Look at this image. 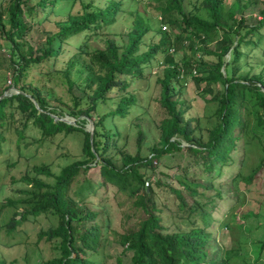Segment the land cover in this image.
I'll use <instances>...</instances> for the list:
<instances>
[{
	"label": "trees",
	"instance_id": "obj_1",
	"mask_svg": "<svg viewBox=\"0 0 264 264\" xmlns=\"http://www.w3.org/2000/svg\"><path fill=\"white\" fill-rule=\"evenodd\" d=\"M152 1L156 4L153 9L159 18L156 22L180 33V36L173 35L174 44L180 43L181 35H185L184 40L187 41L192 58L190 62L184 61L177 68L170 64L167 54L163 55L162 73L156 81L159 84L158 100L165 109V117L158 123L157 145L150 148L149 155H140L141 133L138 131L137 150L132 155L122 153L120 167L112 163L107 152L110 144L114 146L111 137L116 133L111 134L105 130L102 122L106 116L124 117L129 108L135 106L132 84L137 79L147 77L142 74L143 68L156 54L162 53L163 46L168 43L167 33L159 28L153 29L148 19L133 12L131 26L125 33L122 46L116 45L112 39H106L100 49L87 48L85 41L81 42L67 57L65 65L56 71L59 82L65 85L64 91L71 108L59 98L56 99L62 105L50 107L46 95L40 92L39 87L23 83L29 66L55 59L62 52V44L70 36L83 31L95 35L102 27L111 25L120 10V2L109 0L103 8L94 7L90 3L83 4L79 14L67 15L66 23L45 36L44 45L36 48L22 38L27 29L23 14L27 12L33 16L37 10L32 6H26L23 10V0H6L5 4L0 3V36L9 49L13 72L12 83L9 80L8 85H3L0 95L8 91L10 86L19 90V93L0 97V152L6 141L4 134L12 128L11 122L14 121L19 124V127L17 125L12 128L16 135L15 146H18L23 130L29 125L39 131L41 138H51L56 134L72 131L81 135L80 158L63 166L55 176L53 185L27 175L20 178L29 185V189L21 191L25 197L20 198L19 202L31 206L13 213L5 223L7 229L12 231L28 215L50 212L57 217L56 226L39 230L36 234L37 239L56 242L54 246L57 253L43 264L95 263L92 257L98 254L105 241L103 228L99 212L86 207L84 197L79 196L81 189H91V183L85 176L81 179L79 176L94 166H97L98 185L113 186L114 193L119 198L118 205L124 207L120 216L122 230L117 232V241L122 251L130 253L128 264H227L228 258L222 255L216 244L210 258H207L206 247L210 234L205 228L209 225L210 211L202 210L204 204L195 199V196L202 194L196 190L201 186L197 181L187 179L184 175L178 180L192 203L185 200L178 188L167 185L178 201L174 214L181 220L185 218L182 222L190 221L186 229L167 230L162 224L160 210L153 199V185L158 186L162 182L155 179L151 185L145 182L147 175L144 173L146 169H154L152 162L160 156L172 151H186L200 161L206 171H210L218 164L227 163L237 147V141L254 139L260 147V155L254 167L242 179L246 185L256 182L264 184V92L261 90L264 89V0H200L188 11L183 10L182 0ZM54 2L55 0H39L36 5L43 8ZM259 4L257 13L252 16L248 12L249 8ZM148 32L158 36L156 42H152L150 38L148 43H143L141 38ZM213 41L215 47L207 52L205 47ZM142 43L146 48L139 51ZM200 49L202 53L211 54L215 60L209 64L204 62L197 54ZM226 53L228 56L224 59ZM252 56L257 59L259 71L237 75L242 66L248 65L246 59ZM195 64L200 69L191 79L197 87L200 83L203 84L200 91L211 92L212 85L220 87L213 90L211 98L217 104L215 112L218 120L208 130L204 141L194 135L191 119H183V111L180 109L182 101L177 99L179 89L176 82L180 71ZM3 75L0 72L2 82ZM112 98H117L112 110L102 114L96 112L99 105ZM62 113L73 117L74 124L50 115L60 117ZM15 114L18 115V120L13 118ZM91 117L96 118L91 120L93 129L89 140V133L83 129V125ZM177 138L188 145L181 147ZM33 171L37 174L49 173L40 166L33 167ZM75 181L80 182L71 196L70 186ZM204 187L206 186L202 185ZM214 196L220 197V191L216 190ZM209 201L210 199L207 200ZM8 203L15 205L16 200H9ZM212 203L213 201L211 205ZM176 211L182 212L181 215ZM192 217L198 218L200 224L195 223ZM263 247L264 240H261L257 243L258 254ZM0 264H5L2 258ZM115 264H121L119 256Z\"/></svg>",
	"mask_w": 264,
	"mask_h": 264
},
{
	"label": "rangeland",
	"instance_id": "obj_2",
	"mask_svg": "<svg viewBox=\"0 0 264 264\" xmlns=\"http://www.w3.org/2000/svg\"><path fill=\"white\" fill-rule=\"evenodd\" d=\"M6 0H0L5 4ZM22 9L32 6L36 11L33 16L25 12L23 20L27 24V29L23 34L22 40L33 46V48L44 45L45 36L56 31L62 24L66 23L67 15H76L81 12L83 4L90 3L94 7L103 8L109 0H55L53 5L47 4L45 7H38L39 0H23ZM46 1V0H45ZM119 1V12L114 17V22L108 27H102L95 35L89 31L70 36L62 44V52L55 59L39 64L30 65L23 83H31L39 87L40 92L46 95L49 106L57 107L56 98L63 100L68 108L70 102L65 94V85L60 83V78L56 71L65 65L67 57L74 52L76 46L85 41L87 48H103L106 39H112L116 45L122 46L125 42V33L131 26L133 12L141 14L143 19H148L153 29L159 28L160 31L167 33L168 43L163 46L162 53H158L143 68L142 74L146 78L137 79L132 84L135 96V106L130 107L126 116H106L102 122L105 130L112 135L113 144L108 147L107 152L112 163L116 167L121 166L120 156L122 153L134 154L137 150V132L140 131L139 153L142 156L149 155L150 148L157 145L159 139L158 123L165 117V109L159 104V84L156 81L161 76L162 66L164 65L163 55L167 54L170 64L179 68L184 61L192 58L187 48L185 35L182 36L180 43H175L173 35L180 33L176 29H171L163 23H157L158 14L153 9L156 5L152 0H114ZM200 0H182L184 11H188L199 3ZM257 7H250L249 13L254 16ZM39 10V11H38ZM259 18V17H257ZM165 28H164V27ZM150 38L156 42L157 35L146 33L141 39L143 43H148ZM173 41V44H172ZM4 40L0 36V72L3 73V82L0 78V90L3 85H8L13 74L10 61L9 49L3 44ZM139 46V51L145 50V45ZM55 45V42H54ZM215 47L214 41L205 47L207 52ZM197 51L199 58L206 63L215 60L211 54ZM228 54L224 55L227 59ZM248 65H244L237 72L238 74H253L259 71L254 56L248 57ZM200 67L196 64L192 67H185L180 71L176 86L179 89L177 99L182 101L180 109L183 111V119H191V126L194 127V135L203 141L207 138L208 130L217 123V104L212 100L213 90L217 86H211V92L200 91L203 84L197 87L191 76H196ZM222 70V67H221ZM47 72V74H44ZM73 78V74H71ZM21 84V82H19ZM220 88V87H219ZM218 88V89H219ZM73 92L77 91L72 88ZM19 93L16 87L10 86L4 93ZM3 93V92H2ZM175 98V96L173 97ZM117 98H112L106 103L99 105L96 112L99 114L112 110L115 107ZM66 107V106H65ZM55 119L69 121L74 124L75 119L62 113L60 117L50 114ZM81 117V116H80ZM14 119L18 120L15 114ZM88 118V120H92ZM87 120L83 127H88ZM92 122V121H91ZM11 127H19L17 121L11 122ZM10 128L5 132V143L0 152V258L5 264H43L57 253L54 246L55 241H44L37 239L36 234L39 230L53 228L57 224V217L50 212H43L36 216L28 215L20 225L14 230L9 231L5 225L7 220L15 212L29 208L31 205H23L19 202L20 198L25 197L22 190L29 189L20 178L23 175L33 177L39 181L53 185L55 176L66 164L80 158L81 154V135L77 131L70 133H59L51 138H41L39 131L29 125L23 130V137L15 146V133ZM176 138V137H175ZM172 139V138H171ZM179 141L181 147L188 145L187 142ZM111 142V141H110ZM236 149L231 153L230 159L225 164L216 165L210 171H206L200 161L194 159L186 151H172L160 156L153 161L154 169L144 170L147 178L145 182L153 184L158 179L161 185H153V199L156 207L160 210L162 224L167 230L186 229L190 221L179 218L175 213L177 208L176 199L169 191L167 185L178 188L185 200L189 203L191 199L185 194V190L180 184L181 177L197 181L201 186L197 187V192L201 195L195 199L201 201L204 206L202 210L210 211L209 225L205 228L210 234L209 244L207 245L208 257L215 244L219 247L222 255L228 260L227 264H264V247L257 252V243L264 240V184L259 182L246 185L242 177L248 174L254 167L260 147L253 139H244L243 142L237 141ZM44 167L48 170V175L35 173L33 167ZM83 175V176H82ZM79 179L85 178L91 183V189H81L79 196L84 197V204L91 210L99 212V221L103 228L104 243L99 248L98 254L93 256L94 264H115L117 256L121 258V264H128L130 253L122 251V247L117 241V232L122 230L120 216L122 210L118 205L119 198L114 193V187L107 185L101 187L97 183V166L82 173ZM179 180V181H178ZM80 181L71 184L70 195L77 188ZM144 182V186L146 183ZM85 185L87 182H83ZM203 186H206L202 188ZM220 191V197L214 198L215 191ZM210 199L209 202L207 200ZM9 200H16L15 205L8 203ZM213 201L212 205L211 202ZM123 205V204H122ZM213 206V207H212ZM178 212V211H176ZM180 215L181 213L178 212ZM18 216H16V219ZM195 223L200 224L198 218L192 217ZM203 225V223H201ZM216 241V242H214ZM255 256L257 259H254Z\"/></svg>",
	"mask_w": 264,
	"mask_h": 264
},
{
	"label": "water",
	"instance_id": "obj_3",
	"mask_svg": "<svg viewBox=\"0 0 264 264\" xmlns=\"http://www.w3.org/2000/svg\"><path fill=\"white\" fill-rule=\"evenodd\" d=\"M263 92H264V89H261ZM4 95H9V93H7V92H3L1 95H0V97L1 96H4ZM33 102V104H34V106L35 107H37V104L34 102V101H32ZM88 122H87V124H88V127L85 129V127H83V129L84 130H86L88 133H89V140H91V137H92V129H93V125H92V122L90 121V120H88V119H86ZM64 121V120H63ZM64 122H66V123H70L69 121H64Z\"/></svg>",
	"mask_w": 264,
	"mask_h": 264
}]
</instances>
